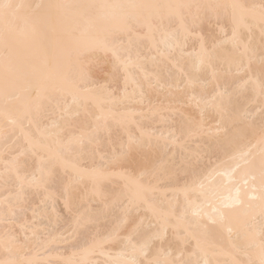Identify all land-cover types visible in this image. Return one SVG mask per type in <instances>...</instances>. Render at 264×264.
<instances>
[{
    "label": "bare ground",
    "instance_id": "1",
    "mask_svg": "<svg viewBox=\"0 0 264 264\" xmlns=\"http://www.w3.org/2000/svg\"><path fill=\"white\" fill-rule=\"evenodd\" d=\"M2 2L34 6L65 0H0ZM67 2L116 3L129 0ZM136 2H238L255 6L257 15L250 21L251 31L243 32L247 52L242 47L233 53L238 63L226 77L214 78L210 68L195 71V57L200 46L197 41L190 40L183 55L176 53L169 62L166 56L173 42L159 34L155 44L145 40L131 46L125 58L130 55L133 65L139 67H129L127 74L110 55L102 56L93 70L97 83H111L115 76L119 81L117 95H122L125 76L129 75V92L135 91L137 101L142 99L143 102L118 106L117 119L122 118L124 123L110 122V129L100 133L98 140L86 148L79 163L85 168L102 164L127 146L129 136L142 137L143 145L134 148L117 171L154 173L148 175L145 182L156 189L158 201L165 205L171 203L179 214L186 216L192 231L202 236L201 247L197 248L195 241L176 243L170 235L173 243L169 250L173 256L183 253L182 259L199 261L200 264L205 260L211 264L247 261L259 264L260 234L264 223V174L261 166L264 103L251 81H259L264 60V34L259 22L262 0ZM225 30L231 34L230 25ZM202 35L209 44L212 43L207 26ZM215 37L223 38L219 28L215 30ZM190 76L198 77L195 83H189ZM225 88L231 94L230 110L221 114L206 107L201 97L211 100ZM23 89V84L17 86L7 99L0 92V217L14 208L16 223L11 226L13 234L18 241L24 242L26 236L29 240L19 248L6 245L4 228L0 225V264L32 258L51 261V264L81 259L79 255L74 257L73 253L84 246L85 239L111 231L113 225L124 218L127 200L121 198L122 203H115L123 191V183L117 179L106 181L96 193L87 181L75 182L70 168L57 165L48 177L51 199L45 202L44 194L29 188L26 181L39 179L41 169L50 167L46 163L49 158L62 151L55 142V133L61 131L67 141L94 127L99 113L89 106L87 112L81 109L77 115L74 110H64L63 100L49 103L48 100L29 99ZM68 103L71 104V98ZM37 140L47 144L51 151L35 147ZM69 161L73 162V158L69 157ZM21 179L25 181L24 198L17 206ZM69 185L71 189L66 191ZM69 201L82 213L95 215L98 210H103L104 215L87 229L74 232L72 216L66 207ZM150 217L151 213L145 206L131 208L121 231L125 235L130 234L140 220ZM120 247L117 242H109L105 245V255L97 254L90 258L103 264L109 256L114 258Z\"/></svg>",
    "mask_w": 264,
    "mask_h": 264
},
{
    "label": "snow or ice",
    "instance_id": "2",
    "mask_svg": "<svg viewBox=\"0 0 264 264\" xmlns=\"http://www.w3.org/2000/svg\"><path fill=\"white\" fill-rule=\"evenodd\" d=\"M26 9L27 11H21ZM230 10V11H229ZM255 6L243 3H148L129 2L87 3V2H56L31 4L0 3V92L5 98H10L11 92L23 84L24 92L29 99L37 101L60 100L64 102V110L85 112L89 106L94 107L99 115L95 118L94 127L84 130L78 136L64 140L61 131L55 133L56 143L62 149L46 162L50 167L41 169L39 179L26 181L29 188L45 195V202L51 199L48 177L57 165L70 168L75 182L87 181L93 191L98 193L106 181L117 179L123 183V191L115 203L127 200L123 209L124 218L117 221L111 231L85 239L84 246L73 253L81 259H68L63 264H101L91 259L97 254L105 255V245L117 242L121 245L119 253L113 258L109 256L103 264H200L199 261L185 260L173 256L169 250L173 241L190 244L195 241L197 248L201 247L202 236L192 231V225L186 216L177 212L174 206L158 201L156 189L145 182V178L154 173L135 170L117 171L128 159L134 148L144 143L142 137L129 136L126 147L104 163L91 168L82 167L79 160L86 153V148L93 145L100 133L108 131L110 122L123 124L117 119L118 106H126L137 101L135 91L129 92V75L125 76L122 95H117L119 81L114 76L111 83L99 84L94 79L93 70L103 57L109 55L121 65L126 74L133 65L130 52L134 43L145 40L156 42L157 34L172 41V46L166 58L171 62L176 53L183 55L190 40L199 42V51L195 57V71L212 69L213 77L227 76L232 72L233 65L238 63L233 53L244 45L243 32L252 29L250 21L256 18ZM261 33L264 34V0L259 8ZM230 25L231 34L225 30ZM207 26L212 43L202 35ZM223 33L222 39L215 37V30ZM231 49V51L229 50ZM162 55H164L162 53ZM261 77L259 81H251L259 90V98L264 103V60L261 62ZM198 77H189V83H195ZM239 87V86H238ZM255 90V89H254ZM235 91V89H234ZM143 94L141 93V96ZM71 98V104L68 99ZM201 99L206 107L221 114L230 110L231 94L225 88L211 100ZM199 103V101H198ZM40 104L37 105L39 114ZM123 117V113L119 114ZM58 127V126H56ZM261 143L264 144V127L261 129ZM35 147L42 151H51L50 147L40 140L35 141ZM73 158V162L69 161ZM264 174V154L261 160ZM18 179H20L18 177ZM25 181L21 179L20 195L17 206L24 198ZM71 185L66 191H70ZM145 206L151 213L150 218L140 220L130 234L121 231L126 223V217L131 208ZM66 207L72 216L73 231L87 229L96 222L103 210L93 215L80 212L70 201ZM36 213L34 212V215ZM222 218L224 214H221ZM264 216V211H262ZM14 208L0 217V225L4 228L6 245L12 248L25 246V241H18L13 234L12 225L16 223ZM231 231V229H230ZM260 261L264 264V223L261 227ZM35 236V233H33ZM168 244V248H165ZM7 264H51L38 258L22 261L11 260ZM204 264H211L205 260ZM234 264H255L254 261L234 262Z\"/></svg>",
    "mask_w": 264,
    "mask_h": 264
},
{
    "label": "rangeland",
    "instance_id": "3",
    "mask_svg": "<svg viewBox=\"0 0 264 264\" xmlns=\"http://www.w3.org/2000/svg\"><path fill=\"white\" fill-rule=\"evenodd\" d=\"M58 207H60L59 205L57 206V208ZM58 210H60L59 208H58ZM61 212H62V209H61ZM62 215V214H61ZM63 215H64V213H63ZM65 216H66V214H65ZM62 217H64V216H62ZM65 218V217H64ZM58 228H60L59 226H58ZM60 247H63V246H60Z\"/></svg>",
    "mask_w": 264,
    "mask_h": 264
}]
</instances>
